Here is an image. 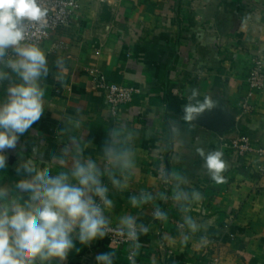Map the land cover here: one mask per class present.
<instances>
[{
	"label": "crops",
	"instance_id": "crops-1",
	"mask_svg": "<svg viewBox=\"0 0 264 264\" xmlns=\"http://www.w3.org/2000/svg\"><path fill=\"white\" fill-rule=\"evenodd\" d=\"M77 1L71 25L40 44L50 68L42 81L45 111L6 153L0 183L22 178L15 172L20 160L33 159L53 174L62 164L67 170L77 146L103 169L106 133L123 127L133 133L135 167L126 181L116 173L123 190L102 177L113 200L105 215L110 226L121 227L120 218L132 215L148 228L139 236V254L131 259L130 242L119 246L106 236L90 246L76 241L81 250L63 264H97V254L113 250V264H264V175L254 156L241 159L229 146L240 135L264 144V88L253 96L252 112L241 107L249 70L258 59L264 66V0ZM58 56L63 82L56 78ZM100 75L138 89L133 100L114 113L97 84ZM8 84L0 85V99ZM192 87L216 107L188 123L182 117ZM196 147L222 150L224 183L211 180ZM166 171L185 177L186 191L201 193L189 212L172 199L177 181L165 182ZM142 194L152 199L133 207L130 198ZM157 209L167 221L155 218ZM186 215L197 231L185 226Z\"/></svg>",
	"mask_w": 264,
	"mask_h": 264
},
{
	"label": "clouds",
	"instance_id": "clouds-1",
	"mask_svg": "<svg viewBox=\"0 0 264 264\" xmlns=\"http://www.w3.org/2000/svg\"><path fill=\"white\" fill-rule=\"evenodd\" d=\"M49 8L46 0H0V85L9 81L5 96L0 99V171L8 167V150H15L20 137L45 111L46 94L42 81L50 72L45 51L28 29L44 32L48 27ZM11 53V54H10ZM56 78L63 82L64 60L57 57ZM10 71H7V70ZM14 77V78H13ZM190 102L183 109L182 119L191 123L216 107L210 96H203L199 88H190ZM133 133L123 127H112L106 133L102 153L105 167L102 169L92 158H86L78 146L72 156L71 167L55 174L48 168H38L33 159L20 160L15 166L22 178L12 185L0 183V264H51L58 260L63 264L75 250L76 241L90 246L97 239H104L110 230V218L106 209L113 205L108 187L102 182L107 175L112 185L120 190L126 187L118 172L126 181V173L135 167L132 146ZM202 158V167L211 180L224 183L222 175L227 164L220 149L205 151L196 147ZM165 180L177 181L172 193L181 212L187 213L201 199V193L188 192L180 185L186 178L179 173L166 171ZM150 195L130 198L133 207L151 200ZM156 219L167 221V213L157 209ZM189 231L198 230L197 222L189 215L183 218ZM122 233L130 242L133 255L139 254V236L148 232L138 225L135 216L120 218ZM189 237L182 236L186 243ZM115 250L96 256L97 264H113Z\"/></svg>",
	"mask_w": 264,
	"mask_h": 264
},
{
	"label": "built area",
	"instance_id": "built-area-1",
	"mask_svg": "<svg viewBox=\"0 0 264 264\" xmlns=\"http://www.w3.org/2000/svg\"><path fill=\"white\" fill-rule=\"evenodd\" d=\"M49 8L48 23L49 27L41 32L34 28H29V37L35 38L39 43L48 39L50 34L59 27L69 26L74 21L79 3L77 0H46ZM98 86L104 90L107 102L111 110L115 113L122 105L130 103L138 89L124 86L114 81H107L103 75L97 79ZM264 88V66L263 61L258 59L247 74V92L244 95L241 107L244 112H252L254 109L252 98L257 91ZM239 158L245 159L254 156L259 175H264V144L254 141L248 135H240L231 140L229 145ZM166 182V180H164ZM108 239L115 245L129 243L127 237L122 233L121 227L110 226ZM203 253H206L204 251ZM132 251L129 257L133 259Z\"/></svg>",
	"mask_w": 264,
	"mask_h": 264
}]
</instances>
